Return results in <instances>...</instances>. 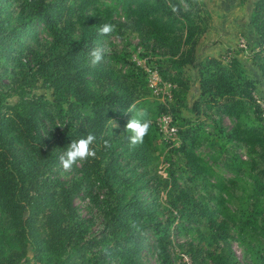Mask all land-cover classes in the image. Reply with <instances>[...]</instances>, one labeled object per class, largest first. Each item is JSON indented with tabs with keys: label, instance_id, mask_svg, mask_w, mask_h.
I'll use <instances>...</instances> for the list:
<instances>
[{
	"label": "trees",
	"instance_id": "trees-1",
	"mask_svg": "<svg viewBox=\"0 0 264 264\" xmlns=\"http://www.w3.org/2000/svg\"><path fill=\"white\" fill-rule=\"evenodd\" d=\"M210 20L203 0H0V264H19L29 247L32 264H139L147 218L158 211L161 187L151 188L149 197L135 184L122 186L120 170L130 156L146 157L157 126L142 115L129 118L126 128L139 126L146 133L144 142L127 137L125 154L115 152L117 129L111 120L148 91L142 65L127 57L128 69L116 68L112 61L118 57L105 50L120 28L165 54L155 66L163 80L174 84L177 100L191 87L190 66L199 87L193 109L199 111L203 102L206 109L234 118V139L264 147V94H254L256 83L264 86V0H254L250 13L257 35L252 57L261 70L255 79L234 54L196 58V44ZM38 25L51 39L35 47L27 38L39 44ZM38 80L51 88V99L33 91ZM13 94L18 99L10 102ZM199 127L190 122L180 129L175 147L185 157L191 181L204 173L194 151ZM75 159L82 161V176L68 182L59 176V167L63 160ZM97 182L109 186L112 199L103 212V227L91 233L92 222L79 215L74 199L80 193L93 197ZM161 183L169 190L175 187L174 179ZM177 189L187 207L181 215L189 221L202 218L204 238L225 239L227 224L216 210L205 203L188 210L192 198ZM195 247L194 264L208 259L234 264L225 246L219 251Z\"/></svg>",
	"mask_w": 264,
	"mask_h": 264
},
{
	"label": "rangeland",
	"instance_id": "rangeland-1",
	"mask_svg": "<svg viewBox=\"0 0 264 264\" xmlns=\"http://www.w3.org/2000/svg\"><path fill=\"white\" fill-rule=\"evenodd\" d=\"M203 1L209 10L211 20L212 17L219 18V24L214 29L217 35L209 34L204 37L214 45L221 43L223 46L222 50L214 52L216 56L234 54L253 79L260 76L258 60L252 57L255 48L253 41L257 38L250 22L254 0ZM114 18L118 19L119 15L115 14ZM212 25L210 22V27ZM38 38L39 44L32 38L27 40L32 46L37 47L47 44L51 39L42 25H38ZM242 38L246 42L244 46L240 44ZM141 41L142 39L130 29L120 28L111 35L110 43L105 50L118 57L112 61L116 68L127 70L128 65L123 61L127 57L142 66L157 68L155 64H158L160 58L164 59L165 54L160 50L152 51ZM199 55H196L197 59H200ZM187 68L191 76V87L182 101L176 99L173 86L160 83L158 84L161 87L160 92L156 93L146 85L147 94L136 99L131 109L110 122L111 128L117 129L114 150L121 151L124 155L125 138H138V141L144 142L146 134H141L139 126L127 129L129 118L136 117L137 114L149 122L153 120L155 122L164 111L161 108L164 105L167 110L164 113L172 116L173 123L176 121L175 135L162 132L155 122L157 128L151 131L152 142L147 145L146 157L141 161L130 156L129 162L120 170L124 178L122 186L128 183H132L130 186L135 184L138 191L149 197L154 194L151 188L161 187L158 211L154 217L147 218L144 249L139 264H194L191 252L196 248L195 244L216 251H219L221 246L227 247L231 251L234 264H264V147L234 139L231 136L232 130L237 126L234 118L217 114L213 109H206L203 102L198 105L199 111L193 109V103L199 98V87L195 69L190 66ZM33 91L52 98L51 88L43 86L41 80L36 82ZM254 94L259 98L264 94L261 82L256 83ZM17 99L18 96L15 94L8 98L10 102ZM190 122L200 125L199 140L194 151L204 165L203 175L193 181L187 177L185 157L180 150L175 149L181 141L180 129ZM240 123L244 125L243 122ZM236 159L240 163L238 169ZM81 163V159L63 160L59 167V176L68 182L80 179L82 173L78 168L82 166ZM163 179H174L175 187L169 190V186L161 183ZM256 182H260V185L256 186ZM142 184L150 185L139 187ZM177 188L185 190L192 198L193 202L188 204V210H195L204 203L216 210L219 218L225 220L227 224L228 234L225 239L214 242L209 236L204 238L203 232H207L204 220L200 218L189 221L181 215L183 212L181 210H186L187 207L182 203ZM126 191L127 196L133 192L131 188ZM92 193L93 197L80 193L74 202L79 215L91 220L90 232L97 233L104 225L103 212L108 207L106 204L112 199V192L106 183L97 182ZM181 223H186L187 226H180ZM32 254L29 247L27 255L19 264H32ZM207 264L215 263L208 259Z\"/></svg>",
	"mask_w": 264,
	"mask_h": 264
},
{
	"label": "built area",
	"instance_id": "built-area-1",
	"mask_svg": "<svg viewBox=\"0 0 264 264\" xmlns=\"http://www.w3.org/2000/svg\"><path fill=\"white\" fill-rule=\"evenodd\" d=\"M240 44L241 45H245L246 42L245 40L242 38L240 40ZM139 63V62H138ZM144 70L147 73V85L151 88V90H153L156 93H159V87L158 84L162 83L163 85H168V86H173L174 84L167 81V80H163L160 76V73L158 71L157 68H151V67H145L143 66ZM156 124L158 125L159 129L168 134V135H175L177 132V126L175 123H173L172 121V116H170V114L168 113H164L162 112L161 114H159V117H157L156 120Z\"/></svg>",
	"mask_w": 264,
	"mask_h": 264
},
{
	"label": "crops",
	"instance_id": "crops-1",
	"mask_svg": "<svg viewBox=\"0 0 264 264\" xmlns=\"http://www.w3.org/2000/svg\"><path fill=\"white\" fill-rule=\"evenodd\" d=\"M223 19V18H221ZM212 27L209 26V29H207L205 31V33L201 36V38L199 39V41L196 44V55L200 54L199 58H202L206 55H217L214 52L215 51H219L223 49V46L221 45V43H218L216 45H214L212 42H208L207 40H205V36L211 34L213 35H217L216 33H214V29L217 27L216 25L219 24V18L218 17H212ZM253 31V30H252ZM254 33V31H253Z\"/></svg>",
	"mask_w": 264,
	"mask_h": 264
}]
</instances>
